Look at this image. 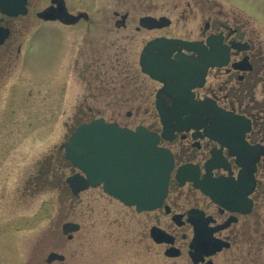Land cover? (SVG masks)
Here are the masks:
<instances>
[{"label":"rangeland","instance_id":"1","mask_svg":"<svg viewBox=\"0 0 264 264\" xmlns=\"http://www.w3.org/2000/svg\"><path fill=\"white\" fill-rule=\"evenodd\" d=\"M219 1L254 26L264 43V0ZM72 2L89 12L90 23L22 24L21 58L11 67L3 62L0 264H47L52 250L64 253L67 264H192L187 246L175 258L149 249L137 233L133 209L101 186L74 197L65 182L77 170L61 144L79 123L104 117L132 128L160 126L154 104L159 84L139 65L146 35L136 29L142 0ZM115 8L131 11L128 27L115 25ZM85 65L90 81L78 75ZM66 221L81 224L72 239L62 233Z\"/></svg>","mask_w":264,"mask_h":264},{"label":"flooded vegetation","instance_id":"2","mask_svg":"<svg viewBox=\"0 0 264 264\" xmlns=\"http://www.w3.org/2000/svg\"><path fill=\"white\" fill-rule=\"evenodd\" d=\"M62 2L67 11L74 15L80 12L87 14L72 24L64 23L59 18L45 20L38 16L45 8H57L58 3ZM142 7L143 13L136 26L138 31L146 32L142 48L151 40L164 37L198 42L199 46L211 53L208 39H217L225 48L227 57L221 65H209L204 80H201L203 84L193 87L192 91L196 100L214 101L219 107L248 122L249 126L243 134L247 147L239 145V136L234 130L229 134L219 133L223 139L220 141L211 129L215 126L212 121L215 112L210 110L203 116L207 128H183L165 137L156 110L160 126L150 125L149 128L161 134L159 145L172 152L174 171L161 207L137 211L134 206H129L134 210L131 211L132 220L138 226L140 240L160 257L171 246L179 248L180 255L177 257H180L187 246L192 264H205L208 260H212L213 264H264V43L260 34L238 13H230L219 0H142ZM113 15L118 28L128 27L131 21L130 10L115 8ZM148 16L157 19L166 16L170 24L163 27H140V18ZM90 18L89 12L76 8L72 0H26V12L18 15L0 10V27L9 30L0 43V79L5 68L11 67L12 63L21 58L23 40L20 25L23 24L25 28L27 25H35L37 20L41 23L54 21L71 26L90 23ZM178 53L186 59L199 56L196 50L178 45L169 59L175 60ZM220 56L218 52L217 59ZM5 61L8 67L4 65ZM89 69L90 65H85L78 74L81 81H90L84 75V70ZM144 75L159 84L155 91L156 97L164 84L146 73ZM163 96L169 103L172 102L169 96ZM183 165L191 168L193 179L181 183L176 173ZM242 175L247 176L245 180ZM219 179L225 181V197H219V201L198 186L205 181L210 190L218 193L215 181ZM174 215H178L177 221L173 220ZM153 227L171 234L173 245L156 241L151 233ZM208 232H211V238L220 240L222 248L206 256L205 261L195 263L189 254L190 250L195 252V248L190 249V245L198 239H207Z\"/></svg>","mask_w":264,"mask_h":264},{"label":"water","instance_id":"3","mask_svg":"<svg viewBox=\"0 0 264 264\" xmlns=\"http://www.w3.org/2000/svg\"><path fill=\"white\" fill-rule=\"evenodd\" d=\"M25 2L26 0H0V9L3 13L10 15L25 13ZM86 14L80 12L74 15L67 11L62 2L58 3L57 8L52 6L45 8L38 13V16L43 19L59 18L65 23H75ZM140 24L150 28L163 27L170 24V19L166 16L158 19L148 16L142 17ZM8 32V29L0 27V43L4 41ZM209 44L212 47V58H210V51L206 48H199L193 43L180 39L164 37L149 42L141 53L142 70L164 83V86L158 90L155 101L164 124L163 135L168 137V134L183 128L200 126L207 128L203 116L212 110L215 112L212 117L215 126L211 129L216 138L222 141L219 133L229 134L234 130L233 132L237 131L239 136V145L247 147L243 141V134L248 129V122L219 107L214 101L196 100L192 91L193 87L203 84L201 80H204L206 68L209 65H221L227 57V53L224 52L222 59L218 61L216 53L222 49L220 43L212 40ZM178 45L189 50H196L199 54L198 58L186 60L182 54L178 53L175 60L169 59ZM163 69H165L164 72ZM163 94L169 96L172 102L169 103ZM158 142L159 134L150 131L144 125H139L133 130L115 122H107L103 117L79 124L68 141L61 146L65 149V157L70 160L74 168L79 170L66 179L72 193L78 195L89 187L102 184L105 192L126 205H135L139 211L160 207L167 195L174 160L170 150L159 146ZM191 173L188 166H183L178 170L177 177L183 183L193 179ZM245 177L247 176L242 175L243 180ZM215 183L217 184L215 190L219 189L218 193L210 190L205 181L198 186L219 201V197H225V181L219 179ZM177 216L174 215L173 220L177 221ZM62 229L63 233L71 239L73 233L80 229V224L67 221ZM151 233L158 242L171 244L174 242L173 236L160 228L153 227ZM211 246L212 248H209ZM192 248H195V252L190 250L189 254L192 260L198 263L205 261L206 256L221 249L222 243L220 240L211 238V232H208L207 239H198L190 245V249ZM165 253L167 256L174 257L180 255V250L171 246ZM55 260L60 261V264H66L64 254L51 251L46 261L51 263ZM205 264H213V262L208 260Z\"/></svg>","mask_w":264,"mask_h":264}]
</instances>
